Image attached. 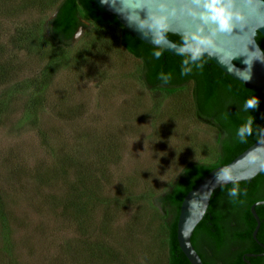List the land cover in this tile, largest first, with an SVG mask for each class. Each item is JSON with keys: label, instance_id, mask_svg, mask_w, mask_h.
<instances>
[{"label": "rangeland", "instance_id": "1", "mask_svg": "<svg viewBox=\"0 0 264 264\" xmlns=\"http://www.w3.org/2000/svg\"><path fill=\"white\" fill-rule=\"evenodd\" d=\"M59 1L0 0V264H166L160 198L217 132L189 84L143 83L119 27L46 40Z\"/></svg>", "mask_w": 264, "mask_h": 264}, {"label": "trees", "instance_id": "2", "mask_svg": "<svg viewBox=\"0 0 264 264\" xmlns=\"http://www.w3.org/2000/svg\"><path fill=\"white\" fill-rule=\"evenodd\" d=\"M80 16L96 23L119 27L114 21L98 14L89 0H60L52 18L47 21L45 30L48 35L45 39L66 45L80 25ZM119 42L126 52L139 59L141 79L145 85L169 92L189 84L193 114L197 120L214 127L217 132L216 160L212 163L184 164L170 189L160 198L162 211L167 218L166 264H185L176 249L175 238V224L181 199L206 172L229 162L258 138L264 118V106L257 97L258 107L245 111L244 102L255 96L242 92L240 86L224 84L219 73L209 85L205 64L203 67L191 65L192 71L182 75V64H172L169 58L153 56L149 49L134 45L120 27ZM4 72L5 69L0 68V75ZM162 76L170 78L165 81ZM249 121L251 134L242 138L238 135V130ZM231 190L213 195L206 225L192 242L202 264H243L240 260L243 252L258 253L263 249L264 203L254 205L260 222L255 238L251 236L255 221L249 206L255 201L264 200V178L253 191L237 189V194L232 196L229 194ZM73 204L75 206L71 201L72 206ZM226 215L230 216L229 220L241 223V228L237 230V225L233 224L225 229L222 222ZM250 264H264V257L252 258Z\"/></svg>", "mask_w": 264, "mask_h": 264}, {"label": "water", "instance_id": "3", "mask_svg": "<svg viewBox=\"0 0 264 264\" xmlns=\"http://www.w3.org/2000/svg\"><path fill=\"white\" fill-rule=\"evenodd\" d=\"M98 14L114 21L134 45L149 49L153 56L169 58L172 64H182L186 36L174 26L167 39L155 43L150 36L130 27L118 11L116 0H89ZM143 15V13H141ZM248 29H234L231 34L219 33L215 39L225 49L218 59L208 55L200 61L205 64V75L209 85L219 73L224 84L240 86L242 92L258 97L264 106V24L257 27L251 39L244 38ZM183 38V41H182ZM234 57V58H233ZM248 72L250 79H248ZM230 176V179H226ZM264 178V118L258 138L229 162L206 172L182 197L175 224L176 249L185 264H202L192 242L206 225L213 195L236 188L253 191ZM249 211L255 225L251 231L254 238L259 219L254 205Z\"/></svg>", "mask_w": 264, "mask_h": 264}, {"label": "clouds", "instance_id": "4", "mask_svg": "<svg viewBox=\"0 0 264 264\" xmlns=\"http://www.w3.org/2000/svg\"><path fill=\"white\" fill-rule=\"evenodd\" d=\"M116 3L129 26L150 36L154 43L167 39L174 26L183 38L186 36V44L180 45L186 57L182 62V75L192 71L191 65L203 67L200 61L205 53L219 59L229 50L217 44V34L248 29L244 38L250 40L257 27L264 24V0H116ZM155 54L159 56V52ZM169 78L162 76L165 81ZM258 105L259 99L252 97L244 102L243 109L254 110ZM250 134L251 121L238 130L242 138ZM225 178L230 179V176ZM229 194L235 196L237 189L233 188Z\"/></svg>", "mask_w": 264, "mask_h": 264}, {"label": "flooded vegetation", "instance_id": "5", "mask_svg": "<svg viewBox=\"0 0 264 264\" xmlns=\"http://www.w3.org/2000/svg\"><path fill=\"white\" fill-rule=\"evenodd\" d=\"M256 202V201H255ZM256 205V204H255ZM257 215V214H256ZM230 216H227L226 215V219L223 220V225L225 226V229H227V227L229 226H232L233 224L236 226L237 225V230H239L241 228V223H236V221L234 220H229ZM258 217V216H257ZM239 218V217H238ZM259 219V218H258ZM239 224V225H238ZM260 224V222H259ZM240 227V228H239ZM252 236V235H251ZM253 238V237H252ZM255 238V237H254ZM228 241V240H227ZM251 241V240H250ZM259 257H264V246H263V249L262 251L258 252V253H250V252H243L242 253V256H241V259L244 263L246 264H250L251 263V259H259ZM241 261V262H242ZM243 263V264H244Z\"/></svg>", "mask_w": 264, "mask_h": 264}]
</instances>
